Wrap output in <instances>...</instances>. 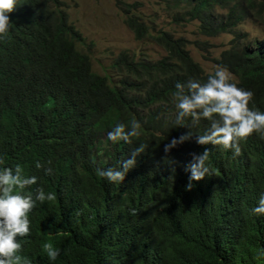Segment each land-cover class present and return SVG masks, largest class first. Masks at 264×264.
<instances>
[{"label":"clouds","instance_id":"1","mask_svg":"<svg viewBox=\"0 0 264 264\" xmlns=\"http://www.w3.org/2000/svg\"><path fill=\"white\" fill-rule=\"evenodd\" d=\"M196 1L180 0L178 7L185 3L187 10ZM62 2L65 4L69 23L79 33L72 40L70 70L83 77L93 78L91 86L95 87L97 80H125V66L144 61L146 67L131 91L129 102L141 107L142 114L150 119L144 125L132 120L125 126V111L121 110L116 124L107 127L102 135L72 128L71 123L75 120L78 105L85 100L89 102L86 96H81V99H60L50 106L41 103L34 95L22 92V79L17 77L21 83L15 85L14 96H0V264H79L83 241H90L93 247L98 241L92 234L86 233L81 225L74 223L72 216L55 212L59 208L58 199L54 192L46 190L47 183L44 179L54 177L57 182H61V179L51 167L45 168L38 162L51 160L54 157L51 151L63 153L69 147L76 148L78 143L74 144L69 137L80 142L93 141L101 148L98 158L104 164H117L114 168L103 166L97 169V175L112 194L117 196L116 199L128 200L135 194L134 181H142V175L133 169L137 164V157L148 147L141 141H155L163 145V138L168 135L169 128L175 125L187 127V133L173 138L164 149L168 153L172 148L189 141L195 148V152L190 154V161L183 165L188 178L186 188L190 192L181 195L180 207L194 214H204L215 208H240L264 176V112L254 111L249 107L254 93L230 82L235 77L220 66H216L214 74L209 75L203 83L190 79L186 85L177 83L174 95L165 91L166 79L161 71V62L169 57L170 52L159 45L154 37L167 33L174 40L183 42L188 55L172 56V62L181 63L189 56L194 60L187 49L188 42L185 44V39L176 38L166 31L157 35L149 33L146 37L149 36L150 40L168 51V56L152 62L145 54L136 59L124 52L117 59L100 58L94 69L89 57L92 45L85 41L84 35L72 23L69 4L64 0ZM50 4V0H0V73L9 68H19L27 77L52 85L66 80L67 75L61 64L55 63L52 67L41 63L29 64L12 56L5 47L8 36L17 33L16 40L24 49H37L38 43L47 39L50 31L47 15ZM232 6L231 4L225 9L217 7L215 13L224 22H229L233 17L230 14ZM122 10L129 27L127 19L137 15L135 9L125 4ZM190 22L191 20H184L179 24ZM238 29L239 27L236 31ZM133 33L136 37L134 31ZM237 43L245 45L242 41L235 44ZM257 43H264V40H256L247 45L253 48ZM191 45L201 52H207L201 41L191 42ZM118 65L121 66L119 70L116 69ZM114 74L117 76H113ZM160 109L168 111L164 124L155 122L153 117L152 112ZM96 118L99 119V116ZM186 120H191L192 125H186ZM16 121L23 128V141L15 136ZM198 123L199 126L193 133L192 127ZM10 125L13 126L11 131L4 130ZM132 139L138 140V147L127 159L119 160L117 150L126 143L131 144ZM106 151L113 158H102ZM91 175L83 179L76 178L77 188H87L89 192L95 190L90 183ZM68 180H71V176L64 175L63 182ZM88 202H92L97 210L104 204L97 200ZM252 212L264 215V194L260 196ZM131 215H136L134 209L131 210ZM131 215L117 209L107 211L102 223L105 228H111L109 243L112 246L121 247L125 243L134 242L135 222ZM62 218L65 224H61ZM160 234L155 217L149 213L148 226L137 242ZM26 248L31 251L33 263L21 256Z\"/></svg>","mask_w":264,"mask_h":264},{"label":"trees","instance_id":"2","mask_svg":"<svg viewBox=\"0 0 264 264\" xmlns=\"http://www.w3.org/2000/svg\"><path fill=\"white\" fill-rule=\"evenodd\" d=\"M167 1L170 7L178 8L174 14L177 23L184 20L198 21L202 33L209 37H217L222 33L233 34L239 27L238 24L244 20H252L264 28V0H197L187 10L178 7L180 0ZM50 3L47 10L50 31L47 39L38 43L37 49H24L16 40L17 33L8 36L5 47L12 56L29 64L41 63L51 67L55 63L61 64L67 75L66 80L52 85L27 77L22 69L9 68L0 73V96H14L15 85L21 83L17 77L22 79V92L34 95L41 103L50 106L60 99H81V96H86L89 102L85 100L87 103L84 101L78 105L75 120L71 119V126L99 135L104 134L107 127L116 124L121 110L125 111V126L132 120H137L142 125L149 121L150 117L142 114L141 107L129 102L131 91L146 67L144 61L125 66V80H97V86H91L93 78L83 77L69 68L72 40L79 33L69 23L65 4L62 0H50ZM231 4L232 20L224 22L216 15L215 9H225ZM127 24L138 40L150 33V27L140 16H129ZM154 39L170 52L169 57L161 62V71L166 79L164 90L171 95H174L177 83L186 85L190 79L203 83L209 75L214 74L206 73L190 56L181 63L172 62V56L188 55L181 40H174L167 33H161ZM203 44L207 52L212 48L205 42ZM210 61L226 68L235 77L230 82L253 92L249 107L254 111L264 112V43H257L253 48L237 43ZM120 68L118 65L116 69ZM110 82L113 84H109ZM167 112L164 109L153 111L155 122L164 124ZM185 123L192 125L191 120H186ZM197 126L199 123L192 127L193 133ZM12 127L7 126L4 130L11 131ZM188 131L187 127L175 125L169 128L168 135L163 138V145L155 141H141L148 147L137 157V164L133 169L142 175V181H134L135 194L128 200L116 199L117 196L99 179L97 169L103 166L114 168L117 164H104L98 158L101 148L93 141L80 142L69 137L74 144L78 143L76 148L69 147L63 153L51 151L54 157L49 160L50 165L49 161L38 160L45 168L51 167L61 179V182H57L54 177L44 179L47 183L46 190L54 192L58 199L57 205L61 209L57 208L55 212L72 216L74 223L81 225L86 233L98 240L94 247L90 241H83L79 264H105L106 261V264H264V215L252 212L260 196L264 194V176L238 209L215 208L204 214H194L180 207L181 195L190 192L186 188L188 178L183 165L190 161V154L195 152V148L189 141L172 148L168 153L164 149L173 138H179ZM15 136L18 140H24L23 128L18 121L15 123ZM137 141L132 139L131 144L126 143L117 150L119 160L123 161L130 156L138 147ZM106 157L113 158V155L106 151L102 158ZM262 169L264 175V166ZM90 174V183L95 190L89 192L87 188H77L75 179H83ZM64 175L71 176V180L64 183ZM88 200L104 204L97 210ZM114 209L130 215L131 210L136 211V215H131L135 222L134 242L125 243L121 247L109 243L111 228H105L102 223L107 211L113 212ZM149 213L155 217L156 227L161 234L137 242L148 226ZM61 224H65L63 218ZM21 256L33 263L29 248Z\"/></svg>","mask_w":264,"mask_h":264},{"label":"rangeland","instance_id":"3","mask_svg":"<svg viewBox=\"0 0 264 264\" xmlns=\"http://www.w3.org/2000/svg\"><path fill=\"white\" fill-rule=\"evenodd\" d=\"M70 6V18L72 23L84 35L85 41L92 45L89 57L94 69L98 60L105 57L108 60L117 59L121 53L128 54L136 59L145 54L152 62H156L166 56L168 51L150 40L149 36L143 40H137L133 31L126 25V15L122 10L125 4L131 5L135 13L150 27V34L157 35L166 31L176 38H183L188 42L187 49L192 57L205 70L206 73H214L216 65L210 60L219 57L220 54L232 47L237 41L245 45L253 41L264 40V28L261 24H255L252 20L243 22L233 34L222 33L217 37H207L202 34L198 21L179 24L174 20L176 7H170L168 1L146 0H64ZM136 4H139L135 7ZM184 3L181 9L186 8ZM219 13H222L219 10ZM239 35H243L239 38ZM201 41L212 46L209 52H201L191 45V42ZM206 56V57H205ZM209 58V60H206ZM113 76H117L114 74Z\"/></svg>","mask_w":264,"mask_h":264},{"label":"bare ground","instance_id":"4","mask_svg":"<svg viewBox=\"0 0 264 264\" xmlns=\"http://www.w3.org/2000/svg\"><path fill=\"white\" fill-rule=\"evenodd\" d=\"M74 177H76V176H74Z\"/></svg>","mask_w":264,"mask_h":264}]
</instances>
